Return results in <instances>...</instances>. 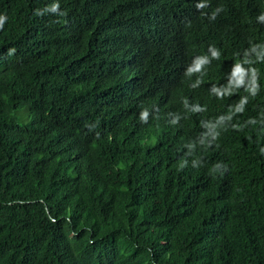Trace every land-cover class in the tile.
<instances>
[{
  "label": "trees",
  "instance_id": "obj_1",
  "mask_svg": "<svg viewBox=\"0 0 264 264\" xmlns=\"http://www.w3.org/2000/svg\"><path fill=\"white\" fill-rule=\"evenodd\" d=\"M263 7L0 0V264H264Z\"/></svg>",
  "mask_w": 264,
  "mask_h": 264
},
{
  "label": "clouds",
  "instance_id": "obj_2",
  "mask_svg": "<svg viewBox=\"0 0 264 264\" xmlns=\"http://www.w3.org/2000/svg\"><path fill=\"white\" fill-rule=\"evenodd\" d=\"M57 7H58V6H57ZM198 7H202V5H199ZM54 10H55V9H54ZM260 13L264 15V7L262 8V10H261Z\"/></svg>",
  "mask_w": 264,
  "mask_h": 264
}]
</instances>
